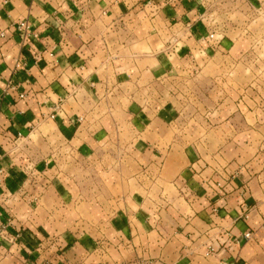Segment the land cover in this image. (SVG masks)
<instances>
[{"label":"crops","instance_id":"1","mask_svg":"<svg viewBox=\"0 0 264 264\" xmlns=\"http://www.w3.org/2000/svg\"><path fill=\"white\" fill-rule=\"evenodd\" d=\"M147 259L264 264V0H0V264Z\"/></svg>","mask_w":264,"mask_h":264},{"label":"rangeland","instance_id":"2","mask_svg":"<svg viewBox=\"0 0 264 264\" xmlns=\"http://www.w3.org/2000/svg\"><path fill=\"white\" fill-rule=\"evenodd\" d=\"M127 264H169V263H167V262H165V261H162V260H149V259H147V260H143V261H132V262H130V263H127Z\"/></svg>","mask_w":264,"mask_h":264},{"label":"built area","instance_id":"3","mask_svg":"<svg viewBox=\"0 0 264 264\" xmlns=\"http://www.w3.org/2000/svg\"><path fill=\"white\" fill-rule=\"evenodd\" d=\"M18 28L22 31H24L25 34H27L28 30H27V25L25 24V22L21 21L20 23H18ZM209 37L212 39L213 38V34H210ZM250 234L246 233L244 235L245 239H249Z\"/></svg>","mask_w":264,"mask_h":264}]
</instances>
